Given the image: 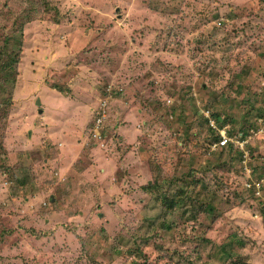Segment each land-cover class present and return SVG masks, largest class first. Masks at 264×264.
Returning a JSON list of instances; mask_svg holds the SVG:
<instances>
[{
	"label": "rangeland",
	"instance_id": "obj_1",
	"mask_svg": "<svg viewBox=\"0 0 264 264\" xmlns=\"http://www.w3.org/2000/svg\"><path fill=\"white\" fill-rule=\"evenodd\" d=\"M25 21L0 264H264V0H0Z\"/></svg>",
	"mask_w": 264,
	"mask_h": 264
},
{
	"label": "trees",
	"instance_id": "obj_2",
	"mask_svg": "<svg viewBox=\"0 0 264 264\" xmlns=\"http://www.w3.org/2000/svg\"><path fill=\"white\" fill-rule=\"evenodd\" d=\"M26 23H28V22H26V21L23 22L21 24V27H14L15 30L11 31L8 35H1L0 34V75H2L3 78L8 77V75H4V73H6V72H15V74H16L17 64L19 62V59L21 58V53H23V51H24V50H22L23 46H24L23 42L26 41V38L28 36L25 33V30L23 29V26ZM56 92L59 93V91L57 89H55V86L53 83L51 85L44 86V93L45 94L46 93L47 94H53V93L56 94ZM56 96L58 98H55V99L60 100L59 95L56 94ZM35 104H36V106H40V104L38 105L36 102H35ZM2 105H4V103H2ZM36 106H34L33 108L36 110V114L41 116L45 112V110L41 107H36ZM2 112H4V111L2 110ZM212 117L214 118V121L217 123V119H215L214 114H212ZM217 139L218 138H216V140ZM239 155H238V157H239ZM239 159H240V157H239ZM247 175L248 174H246V177H247ZM249 175H252V171ZM248 181H251V180H248ZM246 182H245L244 186H246ZM22 184H24L23 181H22ZM241 185H243V183H241ZM251 187H252V185H250L248 187L246 186L244 190L250 192ZM178 203H179V201L174 200L173 197H171L169 199L166 198V196L164 197V205L168 208V210H172L171 208L178 205ZM259 204H260L259 206H261V207L264 206L263 201H261ZM54 215H58L59 217L62 218L65 214L60 212V211H55ZM262 216L264 218V213L262 214ZM65 221L68 222L67 220H65ZM25 222L26 221L23 220V223H25ZM31 229L34 230L33 227ZM80 237L81 236H79V238ZM79 238H77L78 242H79V246H77V248L79 247L78 252L81 255L86 256L85 248L83 246L84 241L81 239L82 240V242H81ZM82 261H84L86 263L85 260H82ZM229 264H250V263L246 262L242 258H237V259L231 261Z\"/></svg>",
	"mask_w": 264,
	"mask_h": 264
},
{
	"label": "clouds",
	"instance_id": "obj_3",
	"mask_svg": "<svg viewBox=\"0 0 264 264\" xmlns=\"http://www.w3.org/2000/svg\"><path fill=\"white\" fill-rule=\"evenodd\" d=\"M223 138V139H222ZM221 139V140H220ZM225 143H226V138H225V136L224 135H222L221 136V134L219 135V137H218V140L215 142V147H217V144H219L220 145V147L222 148L224 145H225ZM246 169V168H245ZM246 171V170H245ZM249 183V184H248ZM246 185L247 186H250V185H252V183H251V181H247L246 182Z\"/></svg>",
	"mask_w": 264,
	"mask_h": 264
},
{
	"label": "water",
	"instance_id": "obj_4",
	"mask_svg": "<svg viewBox=\"0 0 264 264\" xmlns=\"http://www.w3.org/2000/svg\"><path fill=\"white\" fill-rule=\"evenodd\" d=\"M36 103L38 104V103H39V101H36Z\"/></svg>",
	"mask_w": 264,
	"mask_h": 264
}]
</instances>
